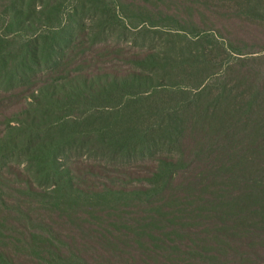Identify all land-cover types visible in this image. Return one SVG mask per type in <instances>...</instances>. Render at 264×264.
<instances>
[{"label":"trees","instance_id":"trees-1","mask_svg":"<svg viewBox=\"0 0 264 264\" xmlns=\"http://www.w3.org/2000/svg\"><path fill=\"white\" fill-rule=\"evenodd\" d=\"M151 15L0 0V264H264V53Z\"/></svg>","mask_w":264,"mask_h":264},{"label":"rangeland","instance_id":"rangeland-1","mask_svg":"<svg viewBox=\"0 0 264 264\" xmlns=\"http://www.w3.org/2000/svg\"><path fill=\"white\" fill-rule=\"evenodd\" d=\"M238 1L241 0H123L132 10L151 13L155 18L171 17L184 24L194 22L201 28L207 23L214 25L243 51V57H254L264 53V20L255 14L241 15Z\"/></svg>","mask_w":264,"mask_h":264}]
</instances>
